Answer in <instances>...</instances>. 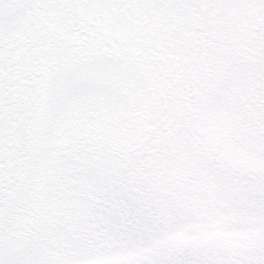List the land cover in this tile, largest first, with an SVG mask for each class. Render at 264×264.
Wrapping results in <instances>:
<instances>
[{"label": "snow or ice", "instance_id": "snow-or-ice-1", "mask_svg": "<svg viewBox=\"0 0 264 264\" xmlns=\"http://www.w3.org/2000/svg\"><path fill=\"white\" fill-rule=\"evenodd\" d=\"M0 264H264V0H0Z\"/></svg>", "mask_w": 264, "mask_h": 264}]
</instances>
